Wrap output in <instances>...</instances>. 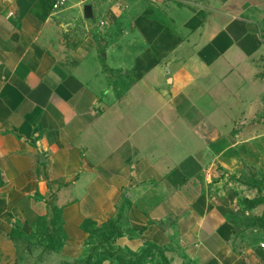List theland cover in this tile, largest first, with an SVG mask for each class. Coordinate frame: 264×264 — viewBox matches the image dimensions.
Returning a JSON list of instances; mask_svg holds the SVG:
<instances>
[{
	"label": "crops",
	"instance_id": "crops-1",
	"mask_svg": "<svg viewBox=\"0 0 264 264\" xmlns=\"http://www.w3.org/2000/svg\"><path fill=\"white\" fill-rule=\"evenodd\" d=\"M182 1L173 20L133 9L98 55L66 51L76 0H0V256L12 222L56 213L116 215L117 240L166 239L173 221L180 248H229L237 191L213 175L264 171V0Z\"/></svg>",
	"mask_w": 264,
	"mask_h": 264
},
{
	"label": "rangeland",
	"instance_id": "rangeland-1",
	"mask_svg": "<svg viewBox=\"0 0 264 264\" xmlns=\"http://www.w3.org/2000/svg\"><path fill=\"white\" fill-rule=\"evenodd\" d=\"M184 5L191 7L182 0H113L104 7L97 6L93 18L78 17L72 30L66 31V51L77 50L87 41L100 55L111 45L112 38L124 35L126 18L133 14V9L142 8L139 13L143 15L150 13L173 20L179 16L177 9ZM116 78L113 74L111 84L114 86L119 83ZM124 87L120 81L118 92ZM220 178L225 179L220 190L232 188L237 191V208L232 216L235 237L228 249L216 255L217 259L180 248L173 221L168 230L160 227L168 232L166 239L159 238V232L155 231L147 237L128 232L117 240L123 231L117 225L116 215L101 224L74 226L56 213L49 220H37L28 234L22 231L18 222H12L10 243L7 242V251L0 256V264H264V248L260 246L264 242V203L248 208L249 204L244 201L264 198V171L255 164L244 162L228 175L217 168L213 181ZM211 192L216 191L212 189Z\"/></svg>",
	"mask_w": 264,
	"mask_h": 264
},
{
	"label": "built area",
	"instance_id": "built-area-1",
	"mask_svg": "<svg viewBox=\"0 0 264 264\" xmlns=\"http://www.w3.org/2000/svg\"><path fill=\"white\" fill-rule=\"evenodd\" d=\"M69 0H54L52 4V9L55 11H60L67 3ZM113 0H76V4L79 7H83L85 5H90L91 7L103 4V3H109ZM262 248H264V242L260 244Z\"/></svg>",
	"mask_w": 264,
	"mask_h": 264
},
{
	"label": "trees",
	"instance_id": "trees-1",
	"mask_svg": "<svg viewBox=\"0 0 264 264\" xmlns=\"http://www.w3.org/2000/svg\"><path fill=\"white\" fill-rule=\"evenodd\" d=\"M244 201H245V203H248L249 204L248 208H254L257 205L264 203V198H262V200L259 197H255V198H252V199H248L247 198Z\"/></svg>",
	"mask_w": 264,
	"mask_h": 264
},
{
	"label": "water",
	"instance_id": "water-1",
	"mask_svg": "<svg viewBox=\"0 0 264 264\" xmlns=\"http://www.w3.org/2000/svg\"><path fill=\"white\" fill-rule=\"evenodd\" d=\"M83 17L85 19H91L93 17V11L90 5H85L83 8ZM105 56V53H103Z\"/></svg>",
	"mask_w": 264,
	"mask_h": 264
}]
</instances>
